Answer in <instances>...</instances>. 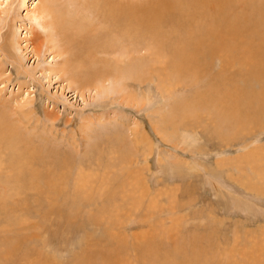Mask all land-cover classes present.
<instances>
[{"label":"rangeland","instance_id":"1","mask_svg":"<svg viewBox=\"0 0 264 264\" xmlns=\"http://www.w3.org/2000/svg\"><path fill=\"white\" fill-rule=\"evenodd\" d=\"M52 1L86 0H0V114L23 121L38 155L37 178L0 181V264H263L264 111L236 96L264 83L244 71L241 39L225 71L168 72L163 92L151 72L128 80L124 102L70 83L61 43L34 18ZM209 85L235 98L218 101L224 112L198 101Z\"/></svg>","mask_w":264,"mask_h":264},{"label":"bare ground","instance_id":"2","mask_svg":"<svg viewBox=\"0 0 264 264\" xmlns=\"http://www.w3.org/2000/svg\"><path fill=\"white\" fill-rule=\"evenodd\" d=\"M78 2L72 7V4L65 6L64 3L57 2V5L52 1L47 12L46 8L45 10L36 9L34 18L44 21V29L53 30L55 37L49 33L50 42L53 40L61 43L60 47L67 54L65 75L68 76L71 84L83 91L81 93L92 88L97 90L98 94H106V96L116 93L125 102L136 97L129 94L128 80L143 83V76L154 72L158 75L160 86H163L161 87L163 92V88L167 89L165 76L168 72H172L173 75L174 73L185 75L189 72L211 70L214 65L212 61L219 60L221 63L219 73L229 67L230 59H234L235 63L243 59L247 76L257 84L264 83V0H93L91 2L86 0L82 3ZM232 39H241L239 52L242 59L240 60L230 55L231 48L235 44ZM143 49L146 50L145 54L133 56L134 53L142 52ZM193 76L195 77L194 74ZM107 81H112L111 85H106ZM193 82L196 83V80ZM247 85L248 83L243 84L242 91L236 98L239 97L240 100L241 96L242 101L245 102L253 99L254 103L258 104L257 112L264 111V90L259 96L248 91ZM206 94L208 97L217 95L211 85L207 87ZM212 98L209 99L205 95L198 101L204 106L208 103L214 104V108L208 110L216 111V113L224 112V103H227L229 99H235L227 95ZM221 99L224 103L218 102ZM126 103L127 106L130 104ZM182 110L184 111V108ZM227 114H223V121L230 119L231 114ZM230 121L233 123L232 120ZM17 122L19 124L23 121L20 118L14 119L0 114L1 182L3 180L31 182L36 177V174L31 172V168H34L38 155L35 154V148L30 147L33 143L29 144L30 142L22 137L24 133H21ZM223 158L222 160L225 159ZM126 159H124L125 164L130 163ZM256 163L258 162L255 161L254 164ZM129 172V181H132L131 185L136 187L133 172ZM136 195L138 194L134 189V196Z\"/></svg>","mask_w":264,"mask_h":264}]
</instances>
